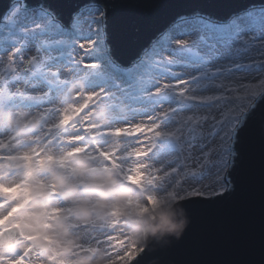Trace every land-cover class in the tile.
<instances>
[{
    "label": "snow or ice",
    "instance_id": "obj_1",
    "mask_svg": "<svg viewBox=\"0 0 264 264\" xmlns=\"http://www.w3.org/2000/svg\"><path fill=\"white\" fill-rule=\"evenodd\" d=\"M211 5L219 11H177L125 62L117 50L139 43L159 0H71L67 9L48 0H16L9 12L22 9V19L43 17L50 31L33 35L25 47L0 32V103L48 111L69 76L83 74L92 89L85 95L96 103L128 106L126 114L112 112L118 126L143 122L127 139L144 147L135 162L144 173L142 183L152 189L149 199L167 197L182 207L234 201L230 218L218 228L229 258L186 264H264V130L255 119L257 112L264 115V0ZM120 173L127 176L132 169ZM12 219L0 225V235L14 230ZM112 239L104 233V241ZM145 251L133 242L127 264H143ZM32 252L27 243L15 257L0 249V264H29Z\"/></svg>",
    "mask_w": 264,
    "mask_h": 264
},
{
    "label": "clouds",
    "instance_id": "obj_2",
    "mask_svg": "<svg viewBox=\"0 0 264 264\" xmlns=\"http://www.w3.org/2000/svg\"><path fill=\"white\" fill-rule=\"evenodd\" d=\"M4 119L9 127L15 126L17 136L26 124L30 128L36 127L33 116L22 115L19 121L11 116ZM17 157L15 171L27 174L21 178H27L31 186V192L22 187V193L32 197L29 209L21 210V218L30 225L26 235L29 239L35 237L34 243L43 249L41 256L45 262L53 255L56 257L53 264L71 259L66 252L78 238L72 235L69 222L85 223L92 218L122 219L141 245L148 237L158 234L179 238L189 224L182 207L179 217L174 212L181 205L179 201L161 197L153 204L147 200L152 194L150 190H141L131 179L121 181L113 171L91 172L92 165L83 156H73L64 162L71 168L72 178L60 167V159L47 155L35 159L23 152L17 153ZM49 189H54L56 195L49 196ZM13 191L12 187L0 186V193ZM64 208H70V212H64ZM28 211L36 214L29 215ZM15 251L20 253V247Z\"/></svg>",
    "mask_w": 264,
    "mask_h": 264
},
{
    "label": "rangeland",
    "instance_id": "obj_3",
    "mask_svg": "<svg viewBox=\"0 0 264 264\" xmlns=\"http://www.w3.org/2000/svg\"><path fill=\"white\" fill-rule=\"evenodd\" d=\"M20 11H23V10L20 9ZM7 14L5 15V18ZM20 17H24V13ZM23 20L26 22L25 23L26 27L23 28V29H26V34L24 35V37H22L21 35L18 36V39H20L19 41L22 45L27 44L28 39L31 38L33 35L42 34V33L50 31V24H49L50 22L44 19L43 17H39V19H36V17H32V18L26 17V18H23ZM14 22L15 21L11 19L10 23L8 24L5 22V20H3V22L0 23V32L6 33L7 36L11 37L12 39L15 38L16 34L13 31L15 30L14 26H16L17 23H14ZM34 25L38 27L34 29L33 28ZM14 35L15 37H12ZM60 42L65 43V44L69 43L68 40H62ZM22 45L21 47H23ZM68 79H75L76 84H79L82 86L81 96L77 98V100L69 101L68 100L69 95L67 94V91L69 90L65 89V86H64V88L56 94L55 102H54L57 108L60 106V109L58 108L60 110L59 112H57L56 114L46 113L47 114L46 117L41 116V115H38V116L32 115L33 117L36 118V120L45 118V121L42 122L40 125H38L34 129L36 138H35L32 148L34 149L35 152L39 153L38 157H35V159H39L40 156H44V155L51 156L54 158V154L51 152H47L46 150L47 149L60 150L58 147V143L62 141L61 139L63 137L66 139L68 138V135L64 136L62 133V130H66L69 127L67 122L71 120L73 121L74 124H76V121H77V124H78L79 120L87 119L89 121L87 126L86 125H82V126L85 127L87 133L90 134V136L92 137V141L88 143L85 141L83 137L85 151L82 153L81 156H83L92 165L90 171L93 173L95 171L97 172L113 171L116 174V176L121 179V181H126V180L131 179L135 183V185L141 190L152 191V189L149 188L147 184L142 183V180L144 178V173L139 171V168L141 167V165L136 164L135 161L137 158L134 160L131 159L129 163H125L122 160H119V162H116L113 160L112 162L113 164L111 165H109L108 163H105V161L101 159V154L106 155L107 157H110L111 155H116V156L121 157L122 149L120 148V146H118V144L119 142L126 140L127 135L124 133H116V131L113 133L108 132L106 134H101L100 128H96L95 124H97L98 120L102 119L103 116L109 115L111 109H109L108 103L107 102L96 103L90 97L85 95L86 93L91 92L92 89L88 87V82L83 76V74L80 76H69ZM10 103L12 102L6 101L4 103H1L0 105V136H5L11 139L13 136L16 135V129H15V126L9 127L7 123H5L4 118L6 116H11L14 120L19 121L21 116L18 117V115H15V114L12 115L13 111L8 108ZM120 103H121L120 101H113V104L115 106L117 105L116 108L118 109V111H115V112L121 113ZM89 104H94L95 106L90 108V110L85 112L83 115H81V112H83V110L86 107H88ZM16 110H20V109H16ZM51 122H54V124H52ZM49 124L52 126V130L50 132L49 131L43 132V128L47 127V125ZM26 126L27 124L24 126V129L22 130L21 135L19 136L16 135L17 137L13 139L12 141H6L5 142L6 144L4 145V147L9 144L11 149H14L15 147H18L17 149H20L21 143H22L21 139H24L25 137L32 135V134H27L28 131L25 130ZM110 127L111 126H107L106 128L110 129ZM80 134L81 136H83L82 133L78 131V135L76 137L80 136ZM45 142L48 143L47 147H44ZM3 149L4 148H0V155L1 157H3V160L0 161L1 172L4 175H10L12 173H15L19 177H21V175L27 176V174H21L15 171L16 164L14 163V159L12 158L13 155L8 154L7 151H3ZM101 149L103 150L102 153H101ZM69 158L71 157L63 155L60 158L61 160L60 165L65 168L66 174L69 176V178H72L71 168H67L66 164L64 163ZM121 168L132 169V174L127 175V176H122L120 173ZM21 180H22V185L24 187H27L29 189V192H31V186L28 183V179L21 178ZM37 183H41V181H37ZM49 190L51 192H55L54 189H49ZM28 196H24L22 193L21 195L17 196V202L11 201V204H15L16 206L13 205L14 207L12 208L9 214L2 213L0 211L1 212V215H0L1 224L0 225H3L7 221H9V218H13L11 221V226L16 227L15 225H17L21 229L20 238L15 242V245L13 246V248H11V251H9L10 249L2 250L4 254H6L9 257H15L17 255L15 250L18 247H20V252H21V250L24 249L26 243L29 246H31V240L26 235V228L30 227V225L27 224V221L21 218V208L22 210L29 209L30 201L29 202L27 201ZM147 197H149V195ZM148 200L152 201L153 204L156 203V201H153L149 198ZM28 214L35 215L36 213L32 214L31 211H28ZM98 221H100V224H102L104 227L109 225L110 223L113 225L111 228H109V231L113 233V239L111 241H104L103 245H97V247L95 246L94 250L89 252L91 256L85 257L82 255V253L87 251L85 249L86 248L85 244L90 243L89 238L88 237H76L78 238L77 242L71 246V249L66 254L71 259H64L62 260L61 264H92L93 261H95L96 264H127V259L130 258V254H127L126 257L125 258L123 257L122 259H118V257L114 259L103 257L104 253H108L110 250L115 249L117 246H122L124 244L123 242L118 243L116 240L117 236L114 235L116 234L115 232L116 228L121 223V219H117V218H113L111 220H99L98 219ZM12 224H15V225H12ZM123 224L124 223H121V225ZM68 226L70 228L71 225H68ZM125 229L126 228L124 224V227H122V231L124 232ZM73 231L74 229L71 230V232ZM32 238H35V237H32ZM127 239L129 242L130 238H127ZM49 241H50V238H49ZM141 247H144V244ZM55 259L56 257L53 255L48 258L47 262H45L44 258L41 256V253L36 252L33 260L29 261V264H53V261Z\"/></svg>",
    "mask_w": 264,
    "mask_h": 264
},
{
    "label": "water",
    "instance_id": "obj_4",
    "mask_svg": "<svg viewBox=\"0 0 264 264\" xmlns=\"http://www.w3.org/2000/svg\"><path fill=\"white\" fill-rule=\"evenodd\" d=\"M15 1L0 0V19L3 17L0 23L3 22L7 10ZM39 2L40 0H27L29 5H35ZM48 2L64 9L70 7L71 4V0H48ZM129 2H135V0H117V3ZM190 6L208 7L211 10L219 11V9L212 7L211 0H159V6L155 10L151 22L144 28L139 43L119 48L117 50L118 55L127 62L129 58L137 54L140 44L146 43L172 15ZM255 119L261 130H264V115L257 112ZM29 129L32 128L29 127ZM255 205V218L258 225V190L255 193ZM181 207V205H178L174 209L177 217H179ZM182 208L184 209L185 215L189 218V224L184 230L185 232L182 233V239L168 248L174 240L179 238L172 235L161 236L159 234L155 237H148L144 246L146 251L143 253V264H173V262L174 264H186V262L191 261H222L228 259V251L219 243L220 233L218 228L230 218L234 208V201L224 200L214 204H185ZM10 232L12 231H9L7 235L0 236V248L12 246L18 238V235L10 236ZM32 249V258L35 250L39 249L43 251L35 243ZM254 258L259 259V254L257 253Z\"/></svg>",
    "mask_w": 264,
    "mask_h": 264
},
{
    "label": "bare ground",
    "instance_id": "obj_5",
    "mask_svg": "<svg viewBox=\"0 0 264 264\" xmlns=\"http://www.w3.org/2000/svg\"><path fill=\"white\" fill-rule=\"evenodd\" d=\"M16 3V2H15ZM8 13V14H7ZM7 16L4 19L6 23H10V20L13 19L15 22L17 23L16 26H14V33L16 34L12 36L15 37L13 38L14 40H17L19 44L20 43V39H18V36L21 35L22 37H24V35L26 34V29H23L24 27H26V22L20 17L23 14V11H13V12H9V9L7 10ZM36 19H39V17H36ZM12 23V21H11ZM25 24V25H24ZM39 32V31H38ZM23 39V38H22ZM28 43V42H27ZM22 45V44H21ZM20 45V46H21ZM23 47L27 46V44L22 45ZM65 89H68L69 91H67L68 96V100L69 101H74L77 100V98H79L81 96L82 93V86L79 84H76V80L75 79H68V83L65 85ZM33 103H38V102H33ZM117 106V105H116ZM116 106L110 110V113L108 116H103L102 119L98 120V123L95 124L96 128H100V126H111L110 129L111 131H108L110 133H113L116 131V133H124L127 135V138L132 136L134 133H137L141 130V125H142V121L137 120L135 121V125L134 127H130V128H125V127H120L116 124V122L112 119V112L114 111H118V109L116 108ZM8 108L10 110H12V115H18V117L20 116H45L46 117V113L49 114H56L57 112H59L60 110V106L57 108L55 103L51 106V108L48 111H42L38 108H29L24 106L23 104H20L19 102L16 103H10V105L8 106ZM16 109H20V110H16ZM120 110H121V115L126 114L128 112V106L125 105V103H120ZM119 110V111H120ZM119 113V112H118ZM85 121H88L87 119H83V120H79V123L76 124L73 123V121H68L67 124L69 125V127L66 130H62V133L64 136L68 135V138H62L61 142L58 143V147L60 150L57 149H47V152H51L54 154V159H60L63 155L65 156H81L82 153L85 151L84 149V143L80 144L78 143V141L83 140V137L80 135L78 137H76L78 135V126L80 125H85ZM6 123V122H5ZM52 124H54V122H51ZM52 130V126L49 124L47 125V127L43 128V132L45 131H51ZM106 132V133H108ZM103 133V134H106ZM27 134H32L31 136L25 137L22 140L21 143V148L17 149L18 147H15L14 149L10 148V145H6L4 147V145L6 144V141H12L13 139H15L17 136H13L11 139L7 138L5 136H0V148H4L3 151H7L8 154H12V158L14 159V161L18 158L17 157V153H25L27 155H29L32 158L38 157V153L34 151L33 144L36 138V134L32 133V132H27ZM48 136V135H47ZM126 138V140L119 142L118 146H120V148L122 149V154L121 157H123V159H121L122 161H124L125 163H129V161L131 159H136L141 157L144 154V147L143 146H139L137 143H134L130 140H128ZM48 143L45 142L44 147H47ZM95 152V151H94ZM93 152V153H94ZM96 154V153H95ZM1 156V155H0ZM111 156H116V155H111ZM3 158V157H1ZM101 159L104 161H107V163L109 165L113 164V160L110 159V157H107L106 155H102L101 154ZM3 159H0V161H2ZM131 166V165H130ZM1 167V164H0ZM60 167L64 168L63 166L60 165ZM16 168V167H15ZM97 171H95L94 173H96ZM42 183V181H41ZM0 186L3 187H12L14 189L13 192L11 193H0V197L4 198L3 203H0V211L2 213H6L9 214L10 211L12 210V208L14 207L13 205L15 204H11V201L13 202H17V196L22 194V187H24L22 185V180L21 177L17 176L15 173H12L10 175H4L1 172V168H0ZM48 195L49 196H54L56 195L55 192H51L50 190L48 191ZM32 197L31 195L27 197V201H31ZM148 200V197H147ZM16 206V205H15ZM22 210V208H21ZM64 212L68 213L70 212V208H64L63 209ZM0 212V215H1ZM32 214H34V212H32ZM1 224V222H0ZM70 226V230L74 229L72 233V235L74 237H88L90 243L89 244H85L86 245V250L87 251H93L95 246L97 247V245H103V243H97V241H104V233L105 232H110L109 228L110 226H103L102 224H100V221H98V219L96 218H92L90 219L88 222L85 223H80V222H75V223H71L69 222ZM122 227H124V225H121V223L118 225V227L116 228L115 232L117 236V242H123L124 238H130L127 246H125V244H123L122 246H117L115 249L110 250L108 253H104L103 257L105 258H117L118 259H122L123 257L125 258L127 254H130L132 252V248H133V242H135L136 244H138L139 246H142L137 238L135 237V235L125 226V231H122ZM121 231L125 234L124 237H122L121 235ZM112 233V232H111ZM113 236V233H112ZM119 251V252H118ZM68 253V251L66 252V254Z\"/></svg>",
    "mask_w": 264,
    "mask_h": 264
}]
</instances>
